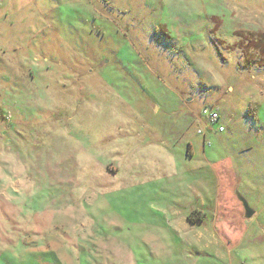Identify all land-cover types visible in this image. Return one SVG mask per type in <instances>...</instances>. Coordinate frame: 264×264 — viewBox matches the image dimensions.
Segmentation results:
<instances>
[{
  "label": "rangeland",
  "instance_id": "rangeland-1",
  "mask_svg": "<svg viewBox=\"0 0 264 264\" xmlns=\"http://www.w3.org/2000/svg\"><path fill=\"white\" fill-rule=\"evenodd\" d=\"M0 264H264V0H0Z\"/></svg>",
  "mask_w": 264,
  "mask_h": 264
},
{
  "label": "water",
  "instance_id": "water-1",
  "mask_svg": "<svg viewBox=\"0 0 264 264\" xmlns=\"http://www.w3.org/2000/svg\"><path fill=\"white\" fill-rule=\"evenodd\" d=\"M235 195L242 204V207L244 209V217L246 219L252 218L255 211L250 207L248 201L240 194V192L237 189L235 190Z\"/></svg>",
  "mask_w": 264,
  "mask_h": 264
},
{
  "label": "built area",
  "instance_id": "built-area-1",
  "mask_svg": "<svg viewBox=\"0 0 264 264\" xmlns=\"http://www.w3.org/2000/svg\"><path fill=\"white\" fill-rule=\"evenodd\" d=\"M205 114H208L210 116V120L213 122L218 119V115L215 112L210 113L208 111H205Z\"/></svg>",
  "mask_w": 264,
  "mask_h": 264
},
{
  "label": "trees",
  "instance_id": "trees-1",
  "mask_svg": "<svg viewBox=\"0 0 264 264\" xmlns=\"http://www.w3.org/2000/svg\"><path fill=\"white\" fill-rule=\"evenodd\" d=\"M188 220H189L190 222H194L192 216H189V217H188Z\"/></svg>",
  "mask_w": 264,
  "mask_h": 264
}]
</instances>
